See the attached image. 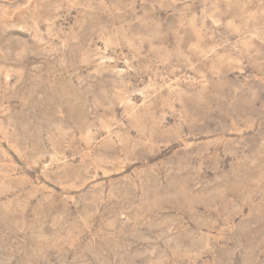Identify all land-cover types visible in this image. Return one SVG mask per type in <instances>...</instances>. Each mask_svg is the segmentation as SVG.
Masks as SVG:
<instances>
[{"label": "rangeland", "instance_id": "obj_1", "mask_svg": "<svg viewBox=\"0 0 264 264\" xmlns=\"http://www.w3.org/2000/svg\"><path fill=\"white\" fill-rule=\"evenodd\" d=\"M0 264H264V0H0Z\"/></svg>", "mask_w": 264, "mask_h": 264}]
</instances>
